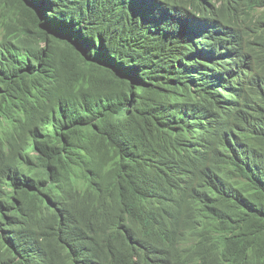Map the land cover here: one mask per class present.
I'll use <instances>...</instances> for the list:
<instances>
[{
  "label": "trees",
  "instance_id": "1",
  "mask_svg": "<svg viewBox=\"0 0 264 264\" xmlns=\"http://www.w3.org/2000/svg\"><path fill=\"white\" fill-rule=\"evenodd\" d=\"M141 7L147 13L128 0H0V264L77 263L76 241L61 242L60 205L49 203L68 185L65 224L79 233L90 210L114 222L129 212L145 239L166 230L159 219L177 221L187 178L211 208L239 215L201 229L202 246L206 235L227 263L264 264V133L248 130L243 90L218 96L189 46L167 34L169 12L153 0ZM97 165L103 201L75 203L81 174ZM25 223L36 225L41 258L15 242ZM133 256L126 246L120 264H138Z\"/></svg>",
  "mask_w": 264,
  "mask_h": 264
},
{
  "label": "clouds",
  "instance_id": "2",
  "mask_svg": "<svg viewBox=\"0 0 264 264\" xmlns=\"http://www.w3.org/2000/svg\"><path fill=\"white\" fill-rule=\"evenodd\" d=\"M128 1L139 4L140 11L147 13L141 7L143 0ZM183 1L180 8H175V3L169 0H153L155 8L169 12L171 21L167 23V34L171 38H181L183 44L189 46L195 69L207 74L209 84L218 96L243 90L246 101L243 116L249 122L248 130L253 136L264 133V4L250 0H240L238 5L234 0ZM217 10H221L219 15L223 17L214 16ZM233 129L243 135L241 128L233 126ZM237 134L233 135L237 137ZM95 173L81 174L82 194L75 203L103 201L106 186L101 181L99 165L95 167ZM75 190L71 192L68 185L65 199H51L49 203L53 212V207L60 205L59 208L55 206V214L59 226L63 227V236H60L63 245L77 243L79 258L76 264H120L126 246L134 250L133 260L138 264H229L227 252L226 257L217 253L221 246L219 242L204 235L208 240L202 246L200 230L206 226L214 228L224 219L239 215L233 206L225 215L219 209L211 208L203 188L194 193L193 178L180 183L183 199L174 216L177 221L174 218L159 219V227L166 230L154 231L145 239V233L149 231L139 230L141 223L138 224L129 212L125 220L114 222L90 210L89 229L79 233L75 225L65 224L64 209L70 204ZM237 202L248 204L250 201L241 198ZM36 233L33 223H25L15 231V242L24 244L31 259L42 257L43 246ZM161 234L169 237L163 238Z\"/></svg>",
  "mask_w": 264,
  "mask_h": 264
}]
</instances>
